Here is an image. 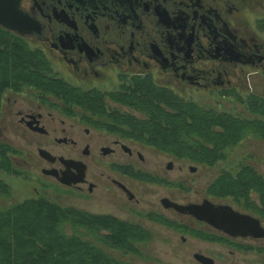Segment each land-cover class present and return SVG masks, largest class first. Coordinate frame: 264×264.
<instances>
[{
    "label": "flooded vegetation",
    "instance_id": "1",
    "mask_svg": "<svg viewBox=\"0 0 264 264\" xmlns=\"http://www.w3.org/2000/svg\"><path fill=\"white\" fill-rule=\"evenodd\" d=\"M263 1L18 0L28 23L18 30L0 24V142L12 148V164L35 178L34 196L135 226L148 241L159 233L155 226L178 234L182 248H193L194 264H249L234 254H264V236L250 234L253 227L234 222L233 230L249 233L234 235L197 216L209 204L255 218L264 229L256 181H245L251 174L264 180V138L245 136L216 161L212 153L175 156L100 127L105 116L70 96L104 94L105 108L126 110L115 98L144 87L153 102L170 93L204 109L214 108L182 93L244 105L264 100L256 92L263 32L245 16L248 4ZM149 153L166 161L155 163ZM188 205L197 214L186 212Z\"/></svg>",
    "mask_w": 264,
    "mask_h": 264
},
{
    "label": "trees",
    "instance_id": "2",
    "mask_svg": "<svg viewBox=\"0 0 264 264\" xmlns=\"http://www.w3.org/2000/svg\"><path fill=\"white\" fill-rule=\"evenodd\" d=\"M256 24L264 34V18ZM21 53H25L24 48ZM28 66L23 67V72L29 70ZM53 85L59 86L56 82ZM140 89L115 100L143 113L142 118L105 108L104 94L74 92L70 96L80 99L78 102L84 109L105 116L100 127H116L123 135L175 156L193 158L195 154L206 158L212 153L210 158L216 161L249 130L264 138V100L246 101L247 109L261 117L249 122L239 121L228 112L204 109L170 93L155 95L153 102L148 89ZM12 152L10 146L0 142V198L10 195L2 172L19 175L12 164ZM250 176L246 175L245 181H256L264 216V180ZM65 225L72 233L65 232ZM100 229L108 231L107 234H101ZM147 239L135 226L63 206L43 196L0 207V264H133L117 258L114 249L133 254L137 252L134 244Z\"/></svg>",
    "mask_w": 264,
    "mask_h": 264
},
{
    "label": "rangeland",
    "instance_id": "3",
    "mask_svg": "<svg viewBox=\"0 0 264 264\" xmlns=\"http://www.w3.org/2000/svg\"><path fill=\"white\" fill-rule=\"evenodd\" d=\"M245 16L250 27L254 29L255 22L264 18V1L261 3V6L256 5L255 3L251 5L248 4ZM261 36L264 37V34L262 33ZM256 78L258 81H261V89H257L256 92L259 93L258 90L262 91L263 93L261 95L264 96V75L260 73V75H257ZM254 79L252 78L251 80L254 81ZM182 95L186 99L191 98L194 101L200 102L202 106L212 107L216 111H224L236 116H242L247 118L251 117L261 120V117L257 116L256 114H253L247 109L246 103L244 105L232 98H221L220 95L210 94L206 92H195L193 90H186L182 93ZM245 95V93H242V96ZM124 108L115 109L119 110L120 112L131 113L132 115L139 118H142L144 116L143 113L139 112L138 110H135L130 107L128 108V110ZM252 131L255 132V130L253 129L249 130L245 136L256 137L257 134L252 133ZM247 144L248 143L245 141L241 142L239 144L240 146H238L239 151H243V153L245 154L246 152L244 150L246 149ZM232 149H230V151ZM234 154L235 151H233V154L229 153V155ZM149 158L155 163L164 160L166 161L165 157H155L150 153ZM153 161H151V166H154ZM221 165L225 166L226 163L222 162ZM13 167L16 169L19 175H13L6 172H2V178L7 182L10 187V195H8L7 197L0 198V207H6L7 205H10L12 203L34 196L32 188L37 186L35 178L30 177L31 174L22 171L18 165L13 164ZM22 174H24L25 177ZM148 187L151 191L157 188L156 186L150 184L148 185ZM150 195V197H154L153 193H151ZM155 229H159V233L155 236V240H145L143 242H136L134 244L137 249L136 253H124L122 252V250L120 251L118 248H115L113 251L114 255L117 258L129 261L133 264H194L192 262V255L190 254V251L193 248L186 247V249L189 250L188 252L187 250L182 248V242L178 234H169L167 231L157 226H155ZM64 230L67 234L72 233V230L68 225L64 226ZM195 247L196 246H194V249ZM234 255H236V257L239 259V262H247L249 264H264V254L237 253ZM219 256L223 257L222 255Z\"/></svg>",
    "mask_w": 264,
    "mask_h": 264
},
{
    "label": "water",
    "instance_id": "4",
    "mask_svg": "<svg viewBox=\"0 0 264 264\" xmlns=\"http://www.w3.org/2000/svg\"><path fill=\"white\" fill-rule=\"evenodd\" d=\"M26 23H28V20L19 12L18 0H0V24L7 28H16L18 30L21 24L24 25ZM194 207L193 205H188L184 208L188 213L197 214L196 211L198 208ZM201 207L204 209L200 212L198 211V218L212 224L222 231L234 235L250 233L254 236H264V229L255 218L245 214L229 213V209L224 207L213 208V206L209 204ZM234 222L238 223L242 228L248 229V227H253L255 231H249V233H247L248 230H246V232L237 228L233 230L230 226H233Z\"/></svg>",
    "mask_w": 264,
    "mask_h": 264
}]
</instances>
